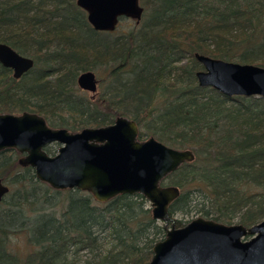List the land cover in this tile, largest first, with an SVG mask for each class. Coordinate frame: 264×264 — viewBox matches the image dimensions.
<instances>
[{"label": "trees", "instance_id": "trees-1", "mask_svg": "<svg viewBox=\"0 0 264 264\" xmlns=\"http://www.w3.org/2000/svg\"><path fill=\"white\" fill-rule=\"evenodd\" d=\"M75 1L0 0V42L34 60L19 79L0 63V113L36 112L73 132L128 117L138 139L194 153L161 181L180 190L172 218L231 224L237 217L245 227L263 219L264 98L199 86L194 53L264 67V0H140L148 25L163 28L116 27L110 38ZM100 66H110L112 92L91 98L76 79ZM0 179L10 187L0 203V264H68L81 252L89 254L83 264H146L164 238L142 194L101 203L87 191L55 190L21 168L13 151L0 152ZM186 223L174 219L175 227ZM18 232L24 255L11 246Z\"/></svg>", "mask_w": 264, "mask_h": 264}, {"label": "water", "instance_id": "water-1", "mask_svg": "<svg viewBox=\"0 0 264 264\" xmlns=\"http://www.w3.org/2000/svg\"><path fill=\"white\" fill-rule=\"evenodd\" d=\"M95 31L111 32L120 19L138 24L144 7L140 0H76ZM202 69L195 75L199 86H209L230 97L264 98V67L226 61L194 53ZM0 63L18 79L31 69L34 60L0 42ZM77 86L92 95L98 79L92 70L81 72ZM136 122L117 116L113 123L84 127L78 131L54 128L36 113H0V151L15 149L24 155L21 166H31L36 178L55 190L87 191L97 202H107L120 194H142L150 204L151 216L164 223L165 235L152 247L146 264H264V218L245 227L196 217L175 227L168 213L179 196L174 185L161 181L181 164L194 160L190 149L168 146L153 136L138 139ZM57 142L54 155L44 147ZM9 187L0 180V202Z\"/></svg>", "mask_w": 264, "mask_h": 264}, {"label": "rangeland", "instance_id": "rangeland-1", "mask_svg": "<svg viewBox=\"0 0 264 264\" xmlns=\"http://www.w3.org/2000/svg\"><path fill=\"white\" fill-rule=\"evenodd\" d=\"M147 9L144 6V14L145 11ZM143 14L140 22L138 24L135 23V20L133 19H125V21H121L118 26H117V30L119 29V31L117 33L122 32L120 29H123L124 31H128L130 28H133L135 30H140L142 31H159L161 30L163 27H161V25H153V23L148 25V18L145 17V15ZM130 24V25H129ZM106 33V37L110 38V32H105ZM108 33V34H107ZM110 69V66H100L97 70H93V72L96 74L97 79H99V83H98V89L97 92L98 93H102L105 96H109V93L112 92V88H110V80H106L107 79V73ZM130 76V74H125L124 78H128ZM87 93V92H86ZM87 95L89 96L90 93H87ZM198 216L193 215V214H189V215H181L179 213L175 214L173 216V220L174 219H180L183 222H188L194 218H196ZM237 221V217H235L232 220V223H236ZM160 223H162L161 221H159ZM10 242H11V246L12 249H15L16 254L19 255H24L28 250L29 247L26 244V240H25V236L23 232H18L14 235H12L10 237ZM77 256H70V258L68 259V264H83V261L85 259H87L89 257V254L85 253V252H81L79 254H76Z\"/></svg>", "mask_w": 264, "mask_h": 264}, {"label": "flooded vegetation", "instance_id": "flooded-vegetation-1", "mask_svg": "<svg viewBox=\"0 0 264 264\" xmlns=\"http://www.w3.org/2000/svg\"><path fill=\"white\" fill-rule=\"evenodd\" d=\"M112 32V31H111ZM4 67V66H3ZM7 68V67H6ZM10 69V68H9ZM11 70V69H10ZM30 70V69H29ZM28 70V71H29ZM27 71V72H28ZM11 72H12V76H13V71L11 70ZM26 73V72H25ZM24 73V74H25ZM23 75V74H22ZM21 75V76H22ZM96 75V74H95ZM20 76V77H21ZM19 77V78H20ZM18 78V79H19ZM97 78V77H96ZM16 79V78H15ZM98 83H99V79H98ZM98 83H97V89H98ZM77 84V83H76ZM79 88V87H78ZM80 89V88H79ZM82 91H84V90H82ZM84 92H87V91H84ZM87 93H90V92H87ZM98 94V92L96 91V93L95 94H91L90 93V97L91 98H93V97H95L96 95ZM24 112V111H23ZM30 112V111H29ZM5 113H9V112H5ZM22 113V112H21ZM14 114H19V113H14ZM47 122V121H46ZM48 124V123H47ZM50 145H53V146H55V151L54 152H52V153H48L46 150H45V148L47 147V146H50ZM59 144L57 143V142H53V143H50V144H48V145H46L45 147H44V151L48 154V155H54V154H56V152H57V150H58V148H59ZM8 151V152H7ZM11 151H13L14 152V154H15V157H16V162H17V164L21 167V168H30L33 172H34V174H35V171H34V169L31 167V166H21L19 163H18V159L21 157V156H23L24 154L23 153H19L18 151H16L15 149H5V150H1L0 152H5V154H10L11 153ZM1 180V179H0ZM2 181V180H1ZM5 185H7L8 187H9V185L6 183V182H4V181H2ZM49 186V185H48ZM50 187V186H49ZM79 190V189H78ZM9 191H10V187H9ZM83 191V190H82ZM7 195V194H6ZM4 197H5V195H4ZM3 197V198H4ZM2 198V199H3ZM2 201V200H1ZM1 203V202H0Z\"/></svg>", "mask_w": 264, "mask_h": 264}]
</instances>
